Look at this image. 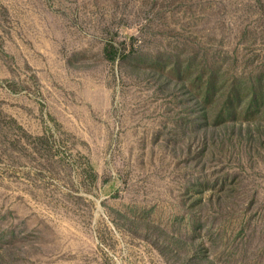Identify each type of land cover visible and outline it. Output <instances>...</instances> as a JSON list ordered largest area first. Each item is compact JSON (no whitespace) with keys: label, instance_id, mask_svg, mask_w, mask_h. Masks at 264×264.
<instances>
[{"label":"rangeland","instance_id":"374dc122","mask_svg":"<svg viewBox=\"0 0 264 264\" xmlns=\"http://www.w3.org/2000/svg\"><path fill=\"white\" fill-rule=\"evenodd\" d=\"M0 264H264V0H0Z\"/></svg>","mask_w":264,"mask_h":264},{"label":"trees","instance_id":"16d2710c","mask_svg":"<svg viewBox=\"0 0 264 264\" xmlns=\"http://www.w3.org/2000/svg\"><path fill=\"white\" fill-rule=\"evenodd\" d=\"M105 56L109 59L113 56V46L111 44L105 46Z\"/></svg>","mask_w":264,"mask_h":264}]
</instances>
